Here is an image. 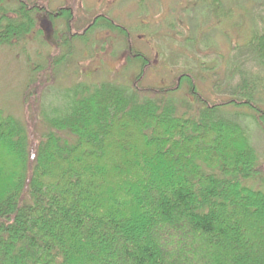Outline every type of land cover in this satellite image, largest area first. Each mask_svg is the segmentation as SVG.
Returning a JSON list of instances; mask_svg holds the SVG:
<instances>
[{"label": "trees", "instance_id": "obj_1", "mask_svg": "<svg viewBox=\"0 0 264 264\" xmlns=\"http://www.w3.org/2000/svg\"><path fill=\"white\" fill-rule=\"evenodd\" d=\"M221 1L198 8L219 16ZM13 13L0 44L30 32L24 5ZM245 47L264 59V33ZM183 76L184 107L168 84L73 81L40 105L36 138L0 111V264H264V166L248 131L215 115L245 104L264 131V111L238 83L209 104Z\"/></svg>", "mask_w": 264, "mask_h": 264}, {"label": "rangeland", "instance_id": "obj_2", "mask_svg": "<svg viewBox=\"0 0 264 264\" xmlns=\"http://www.w3.org/2000/svg\"><path fill=\"white\" fill-rule=\"evenodd\" d=\"M41 1L51 12L60 5L72 8L73 35L69 40L45 42L39 24L29 30L24 46V40L0 44V111L23 122L35 138L44 129L39 120L40 105L56 102L73 81L120 79L122 84L138 81L140 87L149 88L168 84L177 89L171 97L178 107H184L187 96L191 97L184 81L186 74L209 104L229 99L228 91L238 83L240 94L246 96L244 87L252 90L249 95L264 111V59L245 47L251 34L264 33V0H222L224 14L219 16L205 7L201 11L199 0H110V4L109 0ZM13 5L17 3L13 1ZM97 13L101 17L94 27L79 35ZM108 17L129 30L131 42H121L117 30L111 32L118 41L104 37V19ZM61 27L66 32V26ZM126 34H121L124 39ZM259 43L254 42L257 48ZM69 50L66 66L64 61L51 73L52 60ZM48 78L53 79L44 83ZM254 114L255 110L245 104H229L215 111L216 117L234 121L248 131L264 166V131Z\"/></svg>", "mask_w": 264, "mask_h": 264}, {"label": "flooded vegetation", "instance_id": "obj_3", "mask_svg": "<svg viewBox=\"0 0 264 264\" xmlns=\"http://www.w3.org/2000/svg\"><path fill=\"white\" fill-rule=\"evenodd\" d=\"M13 1L17 3L15 7L13 5ZM29 3H32L31 7L27 6ZM110 3L111 2L109 0V4ZM22 5H24L25 9H27L30 12V14H32V17H30V22L32 21V25L30 26V31L33 29V27L35 26L38 27V25L40 24L42 26V31L45 32L43 34L44 35L43 39L45 42H56V41L66 42L67 39L69 40L70 35H73L72 24H71V21H72L71 17L73 15L72 8L67 5H60L56 9V12H51L47 10L46 4H45V7L42 6L41 0L40 1L39 0H0V30H1L2 25L4 24L3 18H6V19L13 18L14 19L16 16L13 12L16 9H19L20 6ZM98 13L92 18L91 22H88L81 29L82 31L79 32V35H84L87 31H89L91 28L94 27L97 20L101 17V16L97 17V15H100ZM33 19H34V22H33ZM65 19H66V22H65ZM104 20H106L104 26H106L105 33L107 34V36L105 35L104 37L108 41H110V38H113L115 42L118 41V36L111 32V30H117L116 32L120 35L122 39L121 42H131V38L129 34L130 32L128 29H125L123 25L121 26L120 24H115L111 19H109V17ZM61 25L66 26V32L64 29H60L62 28ZM112 27H114L115 29ZM120 33L124 36L127 33L126 34L127 38L124 39ZM54 37L57 39L54 40L53 39ZM21 41L22 40L14 39L11 42H21ZM24 42H28V40L25 39Z\"/></svg>", "mask_w": 264, "mask_h": 264}]
</instances>
